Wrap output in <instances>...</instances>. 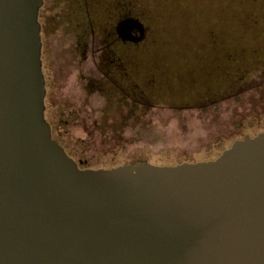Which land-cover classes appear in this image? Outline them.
Segmentation results:
<instances>
[{
  "label": "water",
  "instance_id": "1",
  "mask_svg": "<svg viewBox=\"0 0 264 264\" xmlns=\"http://www.w3.org/2000/svg\"><path fill=\"white\" fill-rule=\"evenodd\" d=\"M44 2L0 0V264H264V130L213 159L81 167L46 118Z\"/></svg>",
  "mask_w": 264,
  "mask_h": 264
},
{
  "label": "rangeland",
  "instance_id": "2",
  "mask_svg": "<svg viewBox=\"0 0 264 264\" xmlns=\"http://www.w3.org/2000/svg\"><path fill=\"white\" fill-rule=\"evenodd\" d=\"M95 1L89 18L79 0H47L42 36L46 118L77 161L208 160L264 130V0ZM131 1L146 36L122 46L115 23Z\"/></svg>",
  "mask_w": 264,
  "mask_h": 264
},
{
  "label": "trees",
  "instance_id": "3",
  "mask_svg": "<svg viewBox=\"0 0 264 264\" xmlns=\"http://www.w3.org/2000/svg\"><path fill=\"white\" fill-rule=\"evenodd\" d=\"M124 0H119L117 3L118 6L122 5L123 7ZM97 2L95 0H79V10L81 13H83L84 16L93 18V8L95 7L94 10H96ZM128 10L125 12L123 11L124 8H121L122 15L121 17L116 21L115 23V29H114V34L116 35V43H119L120 45H136L142 42L146 36V26L142 19L140 17H137L134 15L133 11L135 10L136 7V2L131 1L128 4ZM98 8V7H97ZM48 8H47V0L45 1L43 7L41 8L40 11V22L42 24V36L48 33L49 29V15L47 13ZM94 21V20H93ZM91 25V30L94 32V28ZM229 53V52H228ZM225 63L224 64L222 61V58L220 61L216 64L217 68V76L215 78L217 79L218 74L224 76V78L228 77L230 65L232 64V59H230V54H226L225 58ZM221 66H225V68L221 69ZM216 75V74H212ZM213 77V76H212ZM244 92V91H242ZM241 92V93H242ZM71 155V154H70ZM79 165L83 168L90 167L89 165H86L83 161H78ZM139 163V162H135Z\"/></svg>",
  "mask_w": 264,
  "mask_h": 264
},
{
  "label": "flooded vegetation",
  "instance_id": "4",
  "mask_svg": "<svg viewBox=\"0 0 264 264\" xmlns=\"http://www.w3.org/2000/svg\"><path fill=\"white\" fill-rule=\"evenodd\" d=\"M52 136H53V133H52ZM251 136V135H250ZM245 137H247V136H245ZM53 138H54V136H53ZM244 138V137H243ZM59 142V141H58ZM60 143V142H59ZM61 144V143H60ZM64 146V145H63ZM64 148H65V146H64ZM66 149V148H65ZM67 150V149H66ZM69 153V152H68Z\"/></svg>",
  "mask_w": 264,
  "mask_h": 264
}]
</instances>
